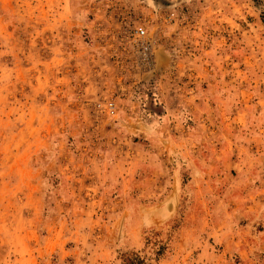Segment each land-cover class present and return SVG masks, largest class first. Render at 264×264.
<instances>
[{
  "label": "rangeland",
  "instance_id": "1",
  "mask_svg": "<svg viewBox=\"0 0 264 264\" xmlns=\"http://www.w3.org/2000/svg\"><path fill=\"white\" fill-rule=\"evenodd\" d=\"M263 15L0 0V264H264Z\"/></svg>",
  "mask_w": 264,
  "mask_h": 264
},
{
  "label": "built area",
  "instance_id": "2",
  "mask_svg": "<svg viewBox=\"0 0 264 264\" xmlns=\"http://www.w3.org/2000/svg\"><path fill=\"white\" fill-rule=\"evenodd\" d=\"M132 49L135 51L137 55L138 63L141 65H150L151 64V56H152V48L149 38L147 37L146 31L142 27H136L132 32ZM100 106V105H99ZM98 106V107H99ZM105 109L108 113H113V103L110 102L106 105Z\"/></svg>",
  "mask_w": 264,
  "mask_h": 264
},
{
  "label": "trees",
  "instance_id": "3",
  "mask_svg": "<svg viewBox=\"0 0 264 264\" xmlns=\"http://www.w3.org/2000/svg\"><path fill=\"white\" fill-rule=\"evenodd\" d=\"M262 24L264 26V15L262 16ZM125 262H126V264H143L141 261H139V260H133V259L126 260Z\"/></svg>",
  "mask_w": 264,
  "mask_h": 264
}]
</instances>
